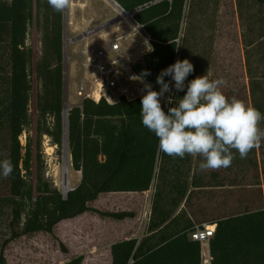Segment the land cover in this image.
I'll list each match as a JSON object with an SVG mask.
<instances>
[{"label":"trees","instance_id":"obj_1","mask_svg":"<svg viewBox=\"0 0 264 264\" xmlns=\"http://www.w3.org/2000/svg\"><path fill=\"white\" fill-rule=\"evenodd\" d=\"M111 1L124 11L139 8L132 19L142 27L153 50L143 56L134 70L138 75L150 72L143 79L155 89L160 90L157 76L176 61L187 59L193 65L184 91H176L173 81L169 107L177 106L196 73L181 37L189 0ZM251 1L264 8V0ZM33 10L41 33V53L34 70L39 83L34 106L35 142L32 145L26 137L21 146L18 137L29 123L31 89L27 71L31 52L24 41ZM61 23L62 12L54 11L47 0H0V161L10 159L13 165L8 178L0 175L6 193L0 196V216L3 209L9 216V236L1 244L0 264H5L2 250L8 241L37 233L50 236L60 221L83 213L116 221L130 218L129 212L103 213L90 205L101 193H143L153 182L167 185L174 191L171 199L176 202L184 199L189 208L193 199L194 214L199 215L194 220L197 228L205 225L213 229L207 241L208 264H264V193L257 191L258 195L251 198H246V194L238 196L236 187L240 183L232 180L225 185L220 178L222 169L227 168L210 170L205 180L192 177L188 184L180 166L188 162L189 155L181 159L159 150L158 138L142 125L141 99L121 98L114 104L81 99L79 106L70 107L65 115L66 146L70 168L79 172V181L62 197L42 179L41 137H46L57 153L61 147ZM248 77L250 105L264 114V87L249 74ZM170 79L164 77L166 83ZM32 148L35 173L31 182ZM232 152L235 165L240 158ZM167 165L169 170L165 168ZM172 174L182 177L173 176L175 181H169ZM225 186L232 189L223 194L218 191ZM162 191L158 185L154 189L146 234L139 240L111 244L109 264H202L200 243L188 238L194 225L189 221L177 223L175 219L167 222L169 212H160ZM166 192L169 196L170 191ZM227 198L231 201L227 202ZM58 246L64 252L62 244ZM81 262L82 256L78 255L61 264Z\"/></svg>","mask_w":264,"mask_h":264},{"label":"rangeland","instance_id":"obj_2","mask_svg":"<svg viewBox=\"0 0 264 264\" xmlns=\"http://www.w3.org/2000/svg\"><path fill=\"white\" fill-rule=\"evenodd\" d=\"M104 1L109 4L106 2L105 4L103 1L100 3V6L102 4V8L104 7L100 17L111 19L110 23H118V34L126 33L128 28L118 19L117 7L110 0ZM188 4L181 37H184L187 58L195 63V78L203 75H207L210 80L223 77L227 82L222 86L223 94L229 99L235 96L250 105L248 74L259 83V86L264 87V8L257 7L251 0H189ZM100 10L99 0H71L70 6L63 11L61 23V27L64 26L65 42L69 44L71 41L81 40L84 31L99 25ZM40 37V27L36 24L33 10L24 41L25 47L31 52L27 65L31 89L28 101L29 123L18 137L21 146L24 145L26 137L31 139L32 145L35 142L36 113L34 106L35 96L39 91V83L35 79L34 70L35 63L41 53ZM123 44L128 48V52L136 53L140 50L135 38L129 39ZM79 50L78 44L68 47L66 56L71 61L67 67L65 66L64 72L62 69L61 126L63 128L65 127L66 111L74 106V102L81 101V98L75 95L78 85L82 83L84 87H88L89 83V77L81 65L82 57L79 56ZM260 127L264 128V121H261ZM40 142V173L42 179L64 197L71 187L67 184L69 176H71V170L66 156L68 153L66 133L64 131L61 134V147L58 153L54 147H51L46 137H41ZM233 151L239 157V153L236 150ZM31 155L30 179L32 182L35 173V151L33 148ZM202 161L203 158L200 156L189 155L188 162L180 166L181 171L185 173L184 177L188 184L192 177H201L205 180L204 177L210 170H200L199 164ZM239 162L235 165L231 164L228 167L229 169H222L220 178L224 181V184L228 185V182L232 180L238 184L240 183V186L236 187V190L239 188L237 195L246 194V198L257 196V191L264 193V142H262L261 147L250 151L247 158H240ZM165 168L169 170L168 165ZM180 175L182 177V174ZM64 179L68 190L63 193L61 184H64ZM157 185L160 189L167 187V185L165 187L159 185L158 182L152 183L151 190L149 189L147 196H145V199H148L146 206L148 212ZM230 189H232L231 186H225L218 191L223 194V191H230ZM239 191L242 193L240 194ZM4 195L6 193L0 180V196ZM233 199H236V197ZM226 201L230 202L231 199L227 198ZM95 206L99 208V199L97 204L93 205V207ZM93 216L92 220L91 218L84 220L83 228L85 232L82 231L76 234L71 242H67V246L58 238L56 226L50 236L37 233L8 241L2 250L5 264H61L78 255L82 256L81 264H107L105 254L99 252V250L95 251L94 248L95 246L99 248L97 234L99 228H97L98 226L95 228H89L88 226L93 221L97 223L99 219L97 216ZM8 222L9 216L7 211L3 209V214L0 216V248L2 242L8 239L9 236ZM139 228L141 231L144 227L139 226ZM93 233H95L94 236ZM79 239L84 241L82 246L78 243ZM59 243H62L64 252L59 248ZM91 244H93L92 247ZM200 245L201 261L209 260L208 255L205 256L207 252L204 249L207 242Z\"/></svg>","mask_w":264,"mask_h":264},{"label":"clouds","instance_id":"obj_3","mask_svg":"<svg viewBox=\"0 0 264 264\" xmlns=\"http://www.w3.org/2000/svg\"><path fill=\"white\" fill-rule=\"evenodd\" d=\"M56 12H63L71 0H47ZM147 50L152 51L147 40ZM194 71L189 60L176 61L162 70L156 78L160 91H153L143 77L150 75L144 71L132 80L144 83L140 115L142 125L158 138L159 150L170 157L183 159L185 155L200 156L201 171L228 168L235 159L232 150L239 153L241 159L247 158L250 151L261 147L264 142V114L257 108L247 105L233 96L231 99L222 92L227 82L221 77L210 80L207 75L197 77L187 85L186 94L177 106L170 107L167 114L160 100L170 92L169 83L164 81L170 76L176 91H184L185 80ZM172 104V99L168 100ZM0 175L8 178L13 172L10 159L0 161Z\"/></svg>","mask_w":264,"mask_h":264},{"label":"built area","instance_id":"obj_4","mask_svg":"<svg viewBox=\"0 0 264 264\" xmlns=\"http://www.w3.org/2000/svg\"><path fill=\"white\" fill-rule=\"evenodd\" d=\"M138 10L139 8L124 11L117 7L118 19L128 28L124 34H118L116 30L99 41L96 27L84 31V36L81 38L84 44L79 50V56L82 57L81 65L89 77V83L88 87H84L82 83L78 85L75 91L76 97L88 99L94 103L103 101L106 104H114L121 98L125 101L142 99V96L146 94L142 91L144 83L150 84L153 91H160L144 79V83L131 79L133 76H140L134 67L142 61L144 55L149 53L144 44L145 40L148 41V37L142 27L132 19V15ZM93 36L97 38L95 42L90 39ZM132 38H135L140 48L136 53L128 52V48L123 44ZM169 87L170 92H166L160 100L161 107L166 114L170 108L168 100L171 99L173 92L172 79L169 80ZM212 234V228L201 225V228L195 227L188 234V238L191 241L202 243L207 242Z\"/></svg>","mask_w":264,"mask_h":264},{"label":"crops","instance_id":"obj_5","mask_svg":"<svg viewBox=\"0 0 264 264\" xmlns=\"http://www.w3.org/2000/svg\"><path fill=\"white\" fill-rule=\"evenodd\" d=\"M102 1L105 3H108L107 1L104 0H99V8L101 9L99 11V25L93 26L97 28V34L99 35V41L107 34L113 33L117 30L118 23L113 22L110 23L111 19H108L107 17H100L101 11H103L102 4L100 6V3ZM111 1V0H110ZM112 2V1H111ZM105 3V4H106ZM113 3V2H112ZM109 4V3H108ZM114 4V3H113ZM114 6H116L114 4ZM62 20H63V12H62ZM93 42L97 40L96 36H93L90 38ZM89 40V39H88ZM88 43V41H87ZM61 44H62V69L64 72L65 66L69 65L70 63V58L66 56V51L68 47L76 46L78 44V47H82L84 44L83 40H74L71 41L69 44L65 42V37H64V26L62 27V38H61ZM80 44V45H79ZM80 101L74 102V106H79ZM65 131V127L63 128L61 126V134L62 132ZM66 133V131H65ZM67 159L69 160V156L67 153ZM71 176H69V179L67 181L68 186H71L69 190L74 188L80 178L79 172H75L70 168ZM176 177L178 178L179 175L177 174H172L169 179V181H175L172 178ZM180 178V177H179ZM172 179V180H171ZM151 190V189H150ZM162 194H161V201H160V212H169V218L167 222L170 219H175L177 223H186V222H191L195 227L196 224L194 223L195 217L198 219V212L194 214L193 210V199L191 201V208H189L185 203L184 199L180 202H176L175 200H172V196L174 191L170 190L169 187H166L165 189H162ZM189 190V188H188ZM187 190V192H188ZM166 191H170L169 196L166 194ZM172 191V192H171ZM148 191L143 192V193H101L98 195L97 199L90 205L92 208H98L97 206L93 207V205L97 204L98 199H99V212H108V213H116V212H129L131 213L130 218H125L124 220L121 221H116L112 220L109 218H102L99 217V221L95 223L93 221L89 228H99V233L98 234V239H99V248L96 246L95 251L103 252L105 254V260L106 263H110V256H109V247L111 244L122 241V240H128V239H137L139 240L141 237H143L146 233V226L148 223V219L150 218V213H151V205L149 207V212L147 210V202L148 199H145V196H147ZM168 196L165 199V197ZM97 209V210H98ZM91 215V216H90ZM195 215V216H194ZM95 216V215H94ZM93 216V217H94ZM92 220V214L89 213H83L79 216H76L75 218L68 219V220H63L60 221L56 225V230H57V236L60 239V241L67 246V242H71V239L78 234L79 232L81 233L84 231L83 228V222L86 219ZM139 226H143L144 228L140 231ZM96 228V229H97ZM139 228V229H138ZM138 231H140L138 233ZM85 232V231H84ZM95 233H93L94 236ZM80 239L78 240V243L84 244V241H81ZM61 243V244H62ZM204 242L200 243L203 244ZM95 244V243H94ZM91 247L93 244L90 245ZM201 249V245H200ZM205 256L208 255V250H207V245H204ZM81 250V249H80ZM201 251V250H200Z\"/></svg>","mask_w":264,"mask_h":264},{"label":"bare ground","instance_id":"obj_6","mask_svg":"<svg viewBox=\"0 0 264 264\" xmlns=\"http://www.w3.org/2000/svg\"><path fill=\"white\" fill-rule=\"evenodd\" d=\"M64 135H65V134H64ZM61 189H62V192H63V193H64L66 190H68L67 187H66L65 179H64V184H63V185L61 184ZM202 263H203V264H208V260H204Z\"/></svg>","mask_w":264,"mask_h":264}]
</instances>
